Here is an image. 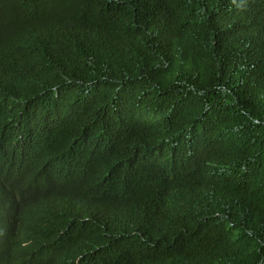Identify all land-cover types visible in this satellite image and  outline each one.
Listing matches in <instances>:
<instances>
[{
	"label": "trees",
	"instance_id": "obj_1",
	"mask_svg": "<svg viewBox=\"0 0 264 264\" xmlns=\"http://www.w3.org/2000/svg\"><path fill=\"white\" fill-rule=\"evenodd\" d=\"M0 264H264V0H0Z\"/></svg>",
	"mask_w": 264,
	"mask_h": 264
},
{
	"label": "clouds",
	"instance_id": "obj_2",
	"mask_svg": "<svg viewBox=\"0 0 264 264\" xmlns=\"http://www.w3.org/2000/svg\"><path fill=\"white\" fill-rule=\"evenodd\" d=\"M235 11L237 14V18L239 19V22L243 24L245 27L250 28L252 32H257L258 34L257 38H258L262 33L261 25H260L261 21L256 17H251L250 15H248L246 9L242 5H236Z\"/></svg>",
	"mask_w": 264,
	"mask_h": 264
}]
</instances>
